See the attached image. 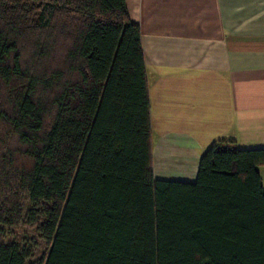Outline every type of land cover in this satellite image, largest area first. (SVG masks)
Instances as JSON below:
<instances>
[{
    "label": "trees",
    "instance_id": "trees-1",
    "mask_svg": "<svg viewBox=\"0 0 264 264\" xmlns=\"http://www.w3.org/2000/svg\"><path fill=\"white\" fill-rule=\"evenodd\" d=\"M152 152L127 0H0V264H264V150Z\"/></svg>",
    "mask_w": 264,
    "mask_h": 264
},
{
    "label": "crops",
    "instance_id": "crops-1",
    "mask_svg": "<svg viewBox=\"0 0 264 264\" xmlns=\"http://www.w3.org/2000/svg\"><path fill=\"white\" fill-rule=\"evenodd\" d=\"M149 83L153 175L194 183L215 144L264 150V0H127Z\"/></svg>",
    "mask_w": 264,
    "mask_h": 264
},
{
    "label": "rangeland",
    "instance_id": "rangeland-1",
    "mask_svg": "<svg viewBox=\"0 0 264 264\" xmlns=\"http://www.w3.org/2000/svg\"><path fill=\"white\" fill-rule=\"evenodd\" d=\"M8 1H13V0H8ZM260 172H261V174H262V177H263V184H264V168H261L260 169ZM13 232H10V233H6V231H5V233H4V239L2 238V237H0V241L3 239L4 240V242H13V241H15L16 239H17V235H18V233L17 232H15L14 234H12ZM13 235H15V237H13Z\"/></svg>",
    "mask_w": 264,
    "mask_h": 264
}]
</instances>
